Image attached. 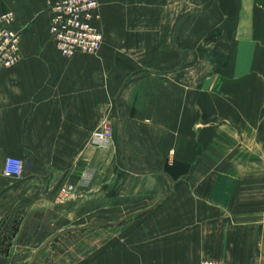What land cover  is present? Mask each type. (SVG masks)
Returning <instances> with one entry per match:
<instances>
[{
    "label": "crops",
    "instance_id": "1",
    "mask_svg": "<svg viewBox=\"0 0 264 264\" xmlns=\"http://www.w3.org/2000/svg\"><path fill=\"white\" fill-rule=\"evenodd\" d=\"M215 5L222 15L205 7L173 22L167 5L99 0V50L22 49L0 67V264H30L55 234L79 240L55 239L33 264H232L224 236L247 174L206 176L213 162L199 146L248 120V83L264 73V0ZM106 125L109 143H93ZM10 155L22 159L20 177L4 174Z\"/></svg>",
    "mask_w": 264,
    "mask_h": 264
},
{
    "label": "rangeland",
    "instance_id": "2",
    "mask_svg": "<svg viewBox=\"0 0 264 264\" xmlns=\"http://www.w3.org/2000/svg\"><path fill=\"white\" fill-rule=\"evenodd\" d=\"M28 1H30L28 5H19L20 0H7V5L0 4V15L8 12L13 14V20L1 24H5L19 34L17 60L10 66L0 64V67L14 66L20 60L22 49H58L50 34V18L46 10L48 5L44 0L41 2L38 0ZM202 1L203 4L199 3L198 0H100V5H167L165 14L173 19V22L196 17L199 12L205 11V7L206 12L214 13L215 9L216 13L222 15L223 11L220 9V5H215V0ZM223 6L225 7V5ZM31 9L34 10L31 12ZM152 13L154 14V11ZM223 29L224 27L220 25L213 27L208 33L209 40L219 39ZM190 41L192 38L185 37L184 42ZM185 50H190L186 43ZM262 77L263 80L261 81ZM248 84L249 104L246 107L248 120L233 125L232 138H210L208 145L204 143V145L200 144L199 146L200 160L213 162L209 169L201 170V173H206V176H211V174L224 176L229 175V173L236 176L247 174V179H241V184L247 185V198L245 199L243 195L244 190L240 195L233 198L230 233L224 236L227 246L225 251L232 264H264V73L262 76L258 75L256 82H249ZM262 93L263 100H261ZM237 110L239 113L243 112L239 106H237ZM216 128L222 130V120L216 122ZM8 157L15 156L10 155ZM239 163L242 166H239ZM235 164H237V170H231V165ZM21 175L6 176L20 177ZM256 181H259L261 185L257 191L249 186L250 183ZM227 222L228 219H226V230H228ZM55 235L52 236L54 239L50 243L56 239L66 241L72 247L75 241L79 240L74 236H68V238L64 236L62 240L60 234L58 237ZM110 237V235H104L105 245L111 241ZM88 241H90V235H88ZM92 242L93 240L87 250L89 263L99 251L91 248ZM73 248L70 251L74 257L75 252L78 254V251ZM57 251L62 255L63 252L66 253L62 249H57ZM104 252L110 251L104 250Z\"/></svg>",
    "mask_w": 264,
    "mask_h": 264
},
{
    "label": "built area",
    "instance_id": "3",
    "mask_svg": "<svg viewBox=\"0 0 264 264\" xmlns=\"http://www.w3.org/2000/svg\"><path fill=\"white\" fill-rule=\"evenodd\" d=\"M99 0H50V34L59 51L72 57L79 51L94 52L101 48L103 34L95 24L98 17ZM13 20L11 12L0 15V24ZM19 34L17 31L0 25V64L12 65L18 57ZM112 136L111 128L106 125L93 131L91 141L106 145ZM5 174L19 176L22 174V161L8 157ZM66 191V190H64ZM198 264H226L221 260L207 259Z\"/></svg>",
    "mask_w": 264,
    "mask_h": 264
},
{
    "label": "water",
    "instance_id": "4",
    "mask_svg": "<svg viewBox=\"0 0 264 264\" xmlns=\"http://www.w3.org/2000/svg\"><path fill=\"white\" fill-rule=\"evenodd\" d=\"M81 227H82V226H81ZM74 228H80V227H74ZM69 229H70V228H67V229H65V230L60 231V232L58 233V235H59V234H62L64 231L69 230ZM53 239H54V237H51L47 242L44 243V245L41 246V248L36 252V254H35V256H34V258H33V260L31 261L30 264H33V262H34V261L37 259V257L39 256V254H40L41 250L43 249V247L46 246L47 244H49L50 241H52Z\"/></svg>",
    "mask_w": 264,
    "mask_h": 264
}]
</instances>
